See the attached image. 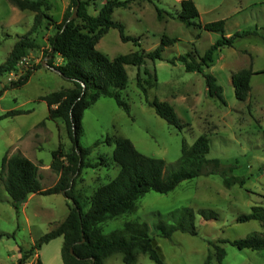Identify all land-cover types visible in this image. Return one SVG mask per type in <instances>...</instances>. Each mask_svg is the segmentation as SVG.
I'll return each instance as SVG.
<instances>
[{"label":"rangeland","instance_id":"obj_1","mask_svg":"<svg viewBox=\"0 0 264 264\" xmlns=\"http://www.w3.org/2000/svg\"><path fill=\"white\" fill-rule=\"evenodd\" d=\"M47 1L49 7L42 12L52 21L42 17L41 26L29 36L36 45L23 57L29 65L0 75V118L9 112L19 113L0 119V172L3 158L20 152L37 165L44 189L53 187L60 177L51 169L53 152L59 148L68 152L72 142L65 121L48 118L49 107L42 98L73 88L70 81L47 65L49 59L44 52L49 47L45 28L60 23L65 11L74 10L71 0ZM83 1L89 3L88 11L94 16L106 2ZM120 1H129V4L126 8H116L113 19L125 25L127 35L140 38L141 46L122 42L119 31L110 29L97 45L100 52L113 59L138 50L154 51L164 36L176 38L177 42L166 47L162 60H147L140 68L141 86L138 68L126 67L128 85L119 92L129 104L130 114L108 97L100 98L86 110L80 144L91 150L86 161L97 166L84 168L75 178V196L86 212L95 191L119 175L120 166L113 159L115 144L108 143V139H129L140 153L165 161L167 171L171 167L177 171L183 142L192 145L206 134L211 147L208 158H218L232 165L230 176L245 179L244 186L235 184L227 188L221 175H202L183 181L168 194L147 193L138 201L133 213L107 221L102 224V230L110 235L122 230L128 222H146L163 264H264V252L240 250L230 243H222L246 239L263 231L258 221L240 223L237 219L252 213L255 206L264 207V72H261L264 71V0H193L200 15L195 20L200 25L197 27H187L177 18L181 0ZM156 7L171 15L159 21ZM35 16L36 13L21 11L8 0H0V66L15 44L31 31ZM220 20L225 21L227 38L236 33L250 34L237 38L232 47L216 51L213 62L203 74L187 72L184 64L175 59L190 54L200 61L222 37L202 27ZM63 63L60 58L55 61V65ZM145 68L157 79L150 77ZM249 68L260 73L252 77L250 95L242 102L235 97L232 76ZM27 71H32L29 81L20 87L12 86ZM13 73L15 79L11 78ZM209 74L222 86L225 104L208 95L205 75ZM155 99L175 108L182 129L169 125L156 114L149 104ZM64 162L68 164L67 159ZM70 205L73 201L64 194H36L17 210L0 180V235L5 234L0 237V264H18L23 254L21 250L28 252L41 237L61 224ZM184 208L194 211L197 234L176 232L169 239L160 237L156 229L158 222L176 224V212ZM201 210L214 211L218 219L206 221ZM62 246L61 239L52 240L33 252L25 264H35L37 253L44 264H63ZM215 246L226 253L222 262L217 259ZM105 264L124 263L117 254L106 259ZM135 264L156 263L141 254Z\"/></svg>","mask_w":264,"mask_h":264},{"label":"trees","instance_id":"obj_2","mask_svg":"<svg viewBox=\"0 0 264 264\" xmlns=\"http://www.w3.org/2000/svg\"><path fill=\"white\" fill-rule=\"evenodd\" d=\"M8 1L19 10L34 12L36 16L31 31L15 44L6 62L0 66V75L15 68L28 49L36 48L34 40L29 36L41 26L42 17L52 21L50 16L42 12L43 8L49 7L47 0ZM128 4L129 1L106 0L99 14L94 16L88 11L87 1L71 0V9L77 8L78 17L70 21L74 11L69 9L63 21L59 24L55 23V34L48 38L49 48L44 52V56L50 58L47 65L61 72L62 76L72 83L73 88L66 92L51 93L44 96L42 100L49 107V119L65 121L72 146L66 153L61 148L53 152L51 169L60 177L58 182L49 189L42 187L37 165L20 152L3 158L0 180L4 183L5 190L12 199L13 207L17 210L34 194H64L66 198L73 201V205L69 206L66 219L41 237L31 250L25 253L21 250L23 254L18 264H25L29 258H32L33 252L60 237L63 238V264H105L106 259L117 254L121 255L124 264H135L141 254L147 255L156 264H163L160 250L155 245L154 238L150 236V227L146 222H128L122 230H117L110 235L104 234L102 224L133 213L138 201L149 192L168 194L183 181L202 175H221L227 188L235 184L245 185V179L230 176L233 171L232 165H226L218 158H208L211 147L210 139L206 134L197 138L192 145L183 142L177 171H174L172 167L167 171L165 161L140 153L129 139L117 138L111 141L108 139V143L115 144L113 159L120 166V173L108 184L99 187L90 200L89 210L86 212L83 210L80 200L75 196V178L81 175L84 168L97 166L86 161L91 150L83 148L80 144L86 110L100 98L108 97L113 98L119 107L130 114V106L119 92L128 85L129 77L126 67L138 68V84L141 86L140 68L147 60L152 62L162 60L166 47L177 42L176 38L164 36L161 44L154 51L138 50L113 59L100 52L97 45L110 29L119 31L122 42H133L135 46H141L140 38L127 35L125 25L113 19L114 10L126 8ZM180 6L181 10L177 17L179 21L187 27L200 26L195 22L200 15L194 1L181 0ZM156 12L159 21H162L165 15H171L158 7ZM202 28L209 32L220 33L222 37L206 51L200 61L191 58L190 54H184L175 59L184 64L187 72L203 74L205 68L213 62L216 51L223 47H232L237 38L250 34L243 32L229 38L225 37V21L223 20L206 24ZM57 58L62 59L64 63L55 65ZM171 63L174 64L175 61L172 60ZM145 72L157 79L156 75L153 76L146 68ZM256 73L260 72H254L252 68H249L233 74L232 84L237 100L244 102L248 99L252 77ZM31 75L32 71H27L19 81L12 83V86L25 85ZM205 80L208 95L225 104L224 91L218 84L217 78L209 74L205 75ZM149 104L169 125L178 129L183 128L175 108L170 103L155 99ZM16 114L19 113L9 112L0 119ZM98 144L96 143L95 146ZM65 159L68 160V164L64 162ZM200 214L206 221L218 219V215L212 210H201ZM176 215H178L176 224L158 222L156 229L160 237L169 239L176 232L197 234L194 226L195 213L191 208H184L181 212H176ZM253 220L261 223L262 232H255L246 239L224 240L222 243H230L240 250L264 252V207L255 206L252 208V213L241 215L237 219L240 223ZM3 236L5 234L0 235V237ZM215 247L217 259L222 262L226 253L223 248ZM35 264L44 263L38 258Z\"/></svg>","mask_w":264,"mask_h":264},{"label":"crops","instance_id":"obj_3","mask_svg":"<svg viewBox=\"0 0 264 264\" xmlns=\"http://www.w3.org/2000/svg\"><path fill=\"white\" fill-rule=\"evenodd\" d=\"M65 13H66V11H65ZM65 15V14H64ZM63 18H64V16H63ZM63 21V20H62ZM61 21V22H62ZM60 22V23H61ZM57 24H59V23H57ZM55 25V24H54ZM54 25H50V26H47L45 29H46V36L49 38V37H51L52 35H54V33H55V30H54ZM46 37V42H48V38ZM49 48V47H48ZM47 59H50V58H47ZM55 108V107H54ZM35 195V194H34ZM33 196V195H32ZM32 196H30V197H32ZM29 197V198H30ZM29 200V199H28ZM27 204V202L26 203H24L23 205H26ZM57 239H61L62 241H63V238L62 237H60V238H57ZM38 251V250H37ZM36 258H40L39 257V254L37 253L36 255Z\"/></svg>","mask_w":264,"mask_h":264},{"label":"built area","instance_id":"obj_4","mask_svg":"<svg viewBox=\"0 0 264 264\" xmlns=\"http://www.w3.org/2000/svg\"><path fill=\"white\" fill-rule=\"evenodd\" d=\"M28 65H29V61L27 59H25V58H22V59H20L17 62L16 68L17 69H22V68H24L25 66H28ZM11 78L15 79L16 75L13 73Z\"/></svg>","mask_w":264,"mask_h":264},{"label":"water","instance_id":"obj_5","mask_svg":"<svg viewBox=\"0 0 264 264\" xmlns=\"http://www.w3.org/2000/svg\"><path fill=\"white\" fill-rule=\"evenodd\" d=\"M78 5H79V4H78ZM77 17H78V15H77V8H76V9L74 10V12H73L72 17L70 18V21L76 19ZM52 69H53V71H55L56 73L62 75L61 72H59L58 70H56V69H54V68H52Z\"/></svg>","mask_w":264,"mask_h":264}]
</instances>
